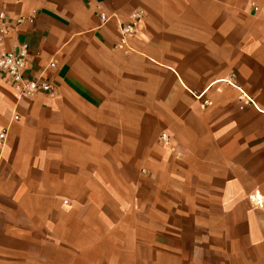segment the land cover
Here are the masks:
<instances>
[{"label": "crops", "instance_id": "1", "mask_svg": "<svg viewBox=\"0 0 264 264\" xmlns=\"http://www.w3.org/2000/svg\"><path fill=\"white\" fill-rule=\"evenodd\" d=\"M23 50L0 264H264V0H0Z\"/></svg>", "mask_w": 264, "mask_h": 264}, {"label": "built area", "instance_id": "2", "mask_svg": "<svg viewBox=\"0 0 264 264\" xmlns=\"http://www.w3.org/2000/svg\"><path fill=\"white\" fill-rule=\"evenodd\" d=\"M133 19L121 25L122 42L126 37L134 34L139 26V13H133ZM25 50L19 52H4L0 54V75L8 76L14 86L17 96H22L26 93H44L52 94L53 87L49 81L41 77H25L22 70L25 66ZM6 139V130L0 131V145ZM160 141L163 144L169 142V137L166 133L160 135Z\"/></svg>", "mask_w": 264, "mask_h": 264}]
</instances>
